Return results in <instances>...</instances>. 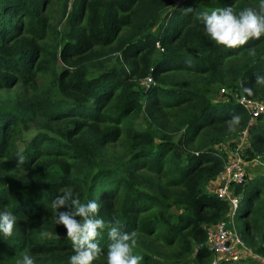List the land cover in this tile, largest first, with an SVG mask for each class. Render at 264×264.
<instances>
[{"label":"trees","instance_id":"obj_1","mask_svg":"<svg viewBox=\"0 0 264 264\" xmlns=\"http://www.w3.org/2000/svg\"><path fill=\"white\" fill-rule=\"evenodd\" d=\"M46 2L0 0V92L28 90L0 100V212L16 217L12 235L0 233V264L25 254L35 264H69L72 243L52 208L68 189L81 202L96 200L106 223L136 232L140 264H166L157 243L174 247L180 264H262L251 255L214 258L205 235L228 210L209 183L237 136L246 132L243 159L264 155V114L248 123L233 98L212 99L221 86L264 99L256 83L264 36L241 48L216 46L197 19L202 10L231 6L238 14L260 0H71L68 11L61 0L67 38L43 13ZM144 78L152 81L145 88ZM139 116L145 128L136 126ZM32 123L38 128L19 145L13 135ZM114 143L121 156L107 155ZM231 189L239 195L234 229L264 256V173ZM98 243L106 253L107 231ZM102 257L93 264H106Z\"/></svg>","mask_w":264,"mask_h":264},{"label":"clouds","instance_id":"obj_2","mask_svg":"<svg viewBox=\"0 0 264 264\" xmlns=\"http://www.w3.org/2000/svg\"><path fill=\"white\" fill-rule=\"evenodd\" d=\"M197 19L204 26V34L216 46L241 48L250 40H259L264 36V0H260L257 7L245 8L238 14L231 6L202 10ZM255 54V48H250L249 55ZM256 83L264 85V76H257ZM244 91L252 94L250 88H244ZM238 124L239 117H232L228 122V130L235 131ZM23 162L24 157L20 156L18 163ZM52 208L57 213L56 224L66 230L65 238L72 243L74 254L70 256L69 264H93L101 254L105 255L106 264H140L142 261V256L134 254L136 232L125 231L126 225L119 220L106 223L98 216L100 204L96 200L81 202L68 189L54 198ZM15 223L16 217L12 212H0V233L4 237L12 235ZM105 231L109 240L106 253L98 243ZM17 264H35V261L25 254Z\"/></svg>","mask_w":264,"mask_h":264},{"label":"built area","instance_id":"obj_3","mask_svg":"<svg viewBox=\"0 0 264 264\" xmlns=\"http://www.w3.org/2000/svg\"><path fill=\"white\" fill-rule=\"evenodd\" d=\"M218 92L223 95V99L233 98L247 111L248 123L258 115L264 114V99L236 94L233 89L226 86L219 87ZM229 156H227L221 170L217 173L215 177L217 183L213 187L215 194L226 202L228 210L223 219L207 229L205 245L213 253L216 252L222 255L221 258L223 259H236L241 256L242 251L249 252V249L245 247L233 226L232 217L239 195L233 193L231 184L244 181L245 169L239 158L229 159Z\"/></svg>","mask_w":264,"mask_h":264},{"label":"rangeland","instance_id":"obj_4","mask_svg":"<svg viewBox=\"0 0 264 264\" xmlns=\"http://www.w3.org/2000/svg\"><path fill=\"white\" fill-rule=\"evenodd\" d=\"M50 2H46L43 8V13L47 15L48 18L51 20H54L57 24V28L60 31V35L63 38H67L68 36V31H69V22H68V17L67 13L66 14H61L60 12V2L61 0H49ZM70 1L68 0L67 3V11L70 10ZM149 83H152V81L149 78H144L141 81H139V86L140 87H146ZM28 93V90L26 87L21 86V85H15L12 88L3 90L0 92V100L3 103H6L8 101H11L16 98H22L26 96ZM213 100H220L223 99V95H221L218 91L214 93L212 96ZM257 118L252 120L250 123H253L256 121ZM136 126L138 128H145L146 123L144 122V119L142 116H139L138 119L136 120ZM38 128V125L36 123H32L29 128H21L19 131L14 134V138L17 140L19 145H22L25 140H27L30 135L36 131ZM236 147L230 148L227 150V153L229 152V159H234V158H239L242 162L245 161L242 157V148L247 145V137L246 133L242 132L239 134L235 140ZM220 145L223 146V143H220ZM123 153L121 146L118 143H114L112 145L107 146V155L118 157L121 156ZM264 163V155H259L254 157L252 160L249 162L246 161L244 165L245 169V175L250 174L251 172L258 171L257 169H263L261 163ZM262 172V171H258ZM213 225V224H212ZM212 225L208 226L210 228ZM140 249V248H139ZM139 249L135 248L134 249V254L138 255L139 254ZM176 254V249L174 247H163L161 244L157 243L156 244V252L155 256H157L159 259L163 260L166 262V264H180L178 263V260L174 257ZM246 251L241 252V256H245ZM214 258H221L223 257L219 253L214 252L213 253ZM256 259L260 260L262 264H264V256L259 255V254H254L253 255ZM105 257H102L103 261ZM187 264H195L192 261H189Z\"/></svg>","mask_w":264,"mask_h":264},{"label":"crops","instance_id":"obj_5","mask_svg":"<svg viewBox=\"0 0 264 264\" xmlns=\"http://www.w3.org/2000/svg\"><path fill=\"white\" fill-rule=\"evenodd\" d=\"M224 147V146H223ZM225 148V147H224ZM227 155H229V152L227 153ZM253 158H251V159H245V161L243 162V165H245V163H246V161L247 162H249L250 160H252ZM261 165H262V168L263 169H257L258 171H262V173H264V163L262 162L261 163ZM258 171H254V172H251L250 174H248V176H250V175H252V174H254V173H257ZM217 183V180L216 179H213V180H211L210 181V183H209V188L211 187V188H213L214 187V185ZM245 255H251V256H253L254 254H252L250 251L249 252H247L246 251V254ZM260 261V260H259Z\"/></svg>","mask_w":264,"mask_h":264}]
</instances>
